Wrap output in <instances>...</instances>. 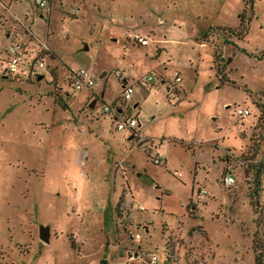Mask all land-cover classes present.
<instances>
[{
  "label": "rangeland",
  "instance_id": "374dc122",
  "mask_svg": "<svg viewBox=\"0 0 264 264\" xmlns=\"http://www.w3.org/2000/svg\"><path fill=\"white\" fill-rule=\"evenodd\" d=\"M9 43L43 67L0 68V264H127L139 249L165 264L166 238L175 264H254L253 242L264 255V186L232 158L264 146L251 102L264 92V0H0L1 60ZM79 68L103 99L65 80ZM116 69L152 79L101 113L120 100ZM236 105L250 109L241 121ZM129 113L164 165L113 128Z\"/></svg>",
  "mask_w": 264,
  "mask_h": 264
},
{
  "label": "built area",
  "instance_id": "2783aa9c",
  "mask_svg": "<svg viewBox=\"0 0 264 264\" xmlns=\"http://www.w3.org/2000/svg\"><path fill=\"white\" fill-rule=\"evenodd\" d=\"M33 4L38 8H47L49 6V0H32ZM130 40L137 45L145 46L149 43V39L147 36L139 35V34H132L130 35ZM44 47V46H41ZM41 51H44L41 49ZM4 53L6 55L4 60L0 59V68L3 73L6 75H10L12 73L21 72L22 74L27 73L28 78L30 76H36L38 69L43 67V62L40 59V57H35L32 61H29L28 52L24 48L23 45L18 43H9L5 49ZM26 70L25 73H23V70ZM114 75L116 76L118 84H121L122 87L120 89V96H119V104L124 105L123 107L119 108L118 110L114 108H111L109 105H102L100 108L101 113H110L113 110L115 113L122 112L123 109H125V103L130 99L132 94V86L129 83H126L127 77L122 74L121 70L116 69L114 71ZM65 80L71 84V86L79 90L81 87L91 88L93 85V79L91 74L83 69L79 68L76 70H69L67 73H65L64 76ZM152 79V74H146L140 79H137V81L141 83L149 82ZM173 80L175 83L180 82V76L174 73ZM252 104L254 105L256 109L255 117L256 122H259L260 125L264 128V92L257 95L254 99L251 100ZM250 114V109L246 106H233L232 108V116L235 120H242L247 115ZM254 125V124H253ZM113 128L120 132L124 133L126 129L130 131L131 138L134 139L135 147H140L141 150L148 156V158L152 161V163L157 165H164L165 159L163 158L162 154L156 150L155 144L152 142V140L148 139L147 137H144L141 134L140 130L135 129L136 128V119L125 117L123 119L113 121ZM252 152V151H251ZM259 150L256 153L258 156ZM232 158L236 161L235 163L238 165L243 166V169L249 170V165L255 164L258 161H261L262 164H264V146L260 150L259 157L257 159L249 160L248 158H243L241 156L233 157ZM174 175H179L177 171L173 172ZM248 181L252 184V175L250 173V170L248 173ZM260 183H262V186H264V179L262 178V175L259 176ZM235 182V178L233 174H231L230 171H225L219 178L220 185L228 190L230 187L233 186ZM201 193H204V190L200 191ZM133 238L137 239L139 238L138 234H135ZM167 245L163 248V252L165 255V264H175L177 261V257L174 253V245L170 239L167 240ZM157 256L154 254L149 255L148 263L147 264H160L158 261ZM127 264H139L143 262V259L136 251H130L126 250L125 252V259L123 261Z\"/></svg>",
  "mask_w": 264,
  "mask_h": 264
},
{
  "label": "trees",
  "instance_id": "16d2710c",
  "mask_svg": "<svg viewBox=\"0 0 264 264\" xmlns=\"http://www.w3.org/2000/svg\"><path fill=\"white\" fill-rule=\"evenodd\" d=\"M251 7V6H250ZM230 33V32H229ZM230 34H233V33H230ZM218 70H220V67H218ZM3 73V72H2ZM5 74V73H3ZM9 76V75H7ZM111 108L113 106H115V109L118 110L119 108H121V104H119V101L117 102H113L111 105H109ZM121 113V112H120ZM119 113H115V115H118ZM254 127H257L260 131L261 130H264V128L262 127V125L259 124V122H256V124L254 123ZM257 140V139H256ZM255 145L253 143L252 145V152L255 150ZM249 160H253L252 156L248 158ZM249 170H250V173L252 175V182H254V186H257V185H260V179H259V176L260 174L262 175V178L264 179V164L261 163V161H258L257 163L255 164H250L249 165ZM248 169H245V173H248L249 172ZM255 192V191H254ZM145 229V228H144ZM167 240L168 238L164 239L163 240V248L167 245ZM252 249L254 251V255H253V263L254 264H264V255H263V251H262V248H260V245H256L252 244ZM141 250H137L136 252L141 256V258L143 259V262L142 263H139V264H147L148 263V258H149V255L146 254V253H141L140 252ZM141 253V254H140Z\"/></svg>",
  "mask_w": 264,
  "mask_h": 264
},
{
  "label": "crops",
  "instance_id": "0c3cea01",
  "mask_svg": "<svg viewBox=\"0 0 264 264\" xmlns=\"http://www.w3.org/2000/svg\"><path fill=\"white\" fill-rule=\"evenodd\" d=\"M163 41V40H162ZM203 45V44H202ZM3 51H4V49H3ZM118 65L116 64L115 65V67H117ZM122 67V66H121ZM2 72V71H1ZM26 72V70L24 69L23 70V73H25ZM4 75H6V74H4ZM101 75V77L103 76V75H105V71H103L102 73H100L99 74V76ZM128 75H126V77H127ZM5 77H7V76H5ZM40 78V76L39 75H37V78ZM163 81H165V80H163V79H161L160 80V82L161 83H163ZM137 83V82H139V81H137V78L136 79H133L132 77H130V78H128L127 77V80H126V83H129V84H131V86H132V89H133V85L132 84H134V83ZM180 83V85H181V81L179 82ZM137 84H139V85H141V86H143L144 88H146V84H142V83H137ZM93 86V85H92ZM182 86V85H181ZM121 87H122V85L121 84H119V94H117L118 95V97L120 96V89H121ZM150 87V86H149ZM149 87L146 89L147 91H150V90H152V89H149ZM89 90H93V92H96V96H97V98H100V99H103V97H104V93H106V90H105V87H103V89L99 92H97V91H95L94 89H93V87H91V88H89L88 90H87V94H88V92H89ZM133 92H134V89H133V91H132V94H131V97H132V95H133ZM131 97H130V99H131ZM97 98H93L92 100H91V102L88 104V106H90V108H93L94 106H95V104H96V101H97ZM129 99V100H130ZM113 101V100H112ZM136 105H138L136 102L132 105V107L133 108H135L136 107ZM129 105L127 104V102L125 103V108H127ZM125 117H130V118H134V119H136V116H133L131 113H129L127 116H125ZM114 119V118H113ZM254 124V123H253ZM137 126H139V123L137 122V124H136V128L135 129H137V130H139L138 128H137ZM141 131V130H140ZM130 132V131H129ZM142 134V133H141ZM118 255V254H117Z\"/></svg>",
  "mask_w": 264,
  "mask_h": 264
},
{
  "label": "water",
  "instance_id": "95a60500",
  "mask_svg": "<svg viewBox=\"0 0 264 264\" xmlns=\"http://www.w3.org/2000/svg\"><path fill=\"white\" fill-rule=\"evenodd\" d=\"M99 77H101V75ZM38 79H39V77H38ZM130 138H131V136H128V139H130ZM39 238H40V240H42L44 242H47V240H48V230H47V228L40 227V229H39Z\"/></svg>",
  "mask_w": 264,
  "mask_h": 264
}]
</instances>
